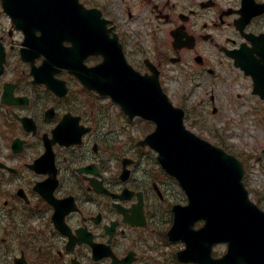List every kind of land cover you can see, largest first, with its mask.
Masks as SVG:
<instances>
[{
  "label": "flooded vegetation",
  "instance_id": "obj_1",
  "mask_svg": "<svg viewBox=\"0 0 264 264\" xmlns=\"http://www.w3.org/2000/svg\"><path fill=\"white\" fill-rule=\"evenodd\" d=\"M79 2L108 20L118 44L107 52H123L144 74L156 68L178 102L188 105L193 97L187 89L178 97L174 80L202 82L210 100L201 98V106L215 100L220 124L235 128L232 150L244 162L251 198L264 206V0ZM2 3L0 264H111V247L119 257L133 251V264H152L145 256L154 249L152 234L144 230L156 221L171 184L156 153L137 139L140 120H130L65 67L44 66L36 78L32 68L48 60L36 46H74L76 72L101 57L79 47L76 33L67 39L62 30L47 32L23 9L7 12ZM78 4L56 0L55 21L66 25L63 14H78ZM17 114L31 119L29 127ZM62 126L69 136L57 133ZM83 128L81 141L73 142Z\"/></svg>",
  "mask_w": 264,
  "mask_h": 264
},
{
  "label": "water",
  "instance_id": "obj_2",
  "mask_svg": "<svg viewBox=\"0 0 264 264\" xmlns=\"http://www.w3.org/2000/svg\"><path fill=\"white\" fill-rule=\"evenodd\" d=\"M83 26L78 29L98 33L96 22ZM99 45L96 42L95 48ZM95 68L99 91L111 93L126 112L157 124L148 142L160 152L162 165L177 177L189 198L188 205L174 206V224L168 232L171 239L187 242L179 257L201 264H264V212L249 200L243 170L234 156L185 127L184 110L169 101L157 77L127 74L109 83L105 61ZM199 219L205 224L195 230ZM217 241L229 246L218 260L211 257Z\"/></svg>",
  "mask_w": 264,
  "mask_h": 264
},
{
  "label": "rangeland",
  "instance_id": "obj_3",
  "mask_svg": "<svg viewBox=\"0 0 264 264\" xmlns=\"http://www.w3.org/2000/svg\"><path fill=\"white\" fill-rule=\"evenodd\" d=\"M192 83H195V81H186L184 80L183 81V84L187 85V90L190 91L192 94L191 96L193 97L192 98V102L194 99H196L197 97H201L203 96V92H202V88L200 86H197V85H193ZM181 84L178 82V81H173V88H176V87H180ZM185 92L183 91V94L184 95ZM176 95L178 97H181V94L179 93H176ZM190 104V102L188 103ZM191 107V106H189ZM198 110H200L201 112H203L205 115L202 117L203 119H201V122L198 123V125H192L190 124V119L187 117L185 119V124L186 126L191 129L192 131H194L195 133H197L198 135H200L201 137L209 140L210 142L212 143H215L216 144V139L218 138L217 137V133H216V136L213 134L215 129H218V133L219 135H222V136H225L226 137V140H227V143L231 146V138H230V135H231V129L234 130V128H232V126H228V127H224V124H220L219 122V116L213 114L211 111L210 112H207L204 110L203 107H199ZM227 114H230L231 111H226ZM199 119V118H197ZM204 120H205V123H204ZM146 124V123H144ZM144 124H141V127H140V130L141 132H144L145 129H148L150 128V126L146 127ZM153 128V127H152ZM174 193H173V199L169 202H176V201H179V202H182V203H186V196L184 194V192L181 190L180 187L176 186L174 187L173 189ZM168 205L169 203H164V204H161L159 206V214H158V217H157V222L155 223V225L153 226V228L149 229V227L147 228L148 230V234H157L159 237H161L164 233L163 231H167V229L169 228V226L171 225V216H172V213H170V211L168 210ZM146 233V231H144ZM182 247V244L181 243H172L170 245H165L161 248V251L163 250V254L162 256L163 257H167L165 258L166 260V263L169 264L170 263V259H169V255L171 256V254L174 252V250H178L179 248ZM225 245H218L216 248H215V252H224L225 250ZM148 254L154 256L155 261L157 262L159 260V258L157 257L159 252L156 253L155 251H149ZM164 260V258H163Z\"/></svg>",
  "mask_w": 264,
  "mask_h": 264
}]
</instances>
